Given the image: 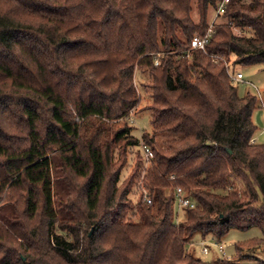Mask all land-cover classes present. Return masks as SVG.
I'll return each mask as SVG.
<instances>
[{
    "label": "trees",
    "instance_id": "16d2710c",
    "mask_svg": "<svg viewBox=\"0 0 264 264\" xmlns=\"http://www.w3.org/2000/svg\"><path fill=\"white\" fill-rule=\"evenodd\" d=\"M218 3L0 0V264H239L261 246L194 254L195 232L264 226L257 95L228 75L264 69V0H229L191 48ZM179 187L194 205L176 221Z\"/></svg>",
    "mask_w": 264,
    "mask_h": 264
},
{
    "label": "rangeland",
    "instance_id": "374dc122",
    "mask_svg": "<svg viewBox=\"0 0 264 264\" xmlns=\"http://www.w3.org/2000/svg\"><path fill=\"white\" fill-rule=\"evenodd\" d=\"M236 30V29H235ZM234 71H240L243 74L244 81H237L238 92L240 94L246 91H251L257 95V106L252 113V120L255 123L257 129L253 135V139L257 143L264 142V69L263 65L260 63H255L252 65L241 66L237 65ZM134 81L140 93V102L137 107H135L129 115V121L133 124L134 130L133 134L140 136L142 130H150L149 122V112L147 110L149 104L148 90L142 86L144 79L141 77L138 71H135ZM251 83V84H250ZM253 84V86H252ZM257 89V91L255 90ZM263 104V105H262ZM136 152V148L133 149ZM134 152L130 155L131 160L134 161ZM130 169L126 172L128 173ZM127 173H124L126 175ZM137 188V189H136ZM133 195V199L143 193V187H136ZM147 190L144 188V192ZM175 209L178 210L179 214L176 221H181L183 219L181 209L175 202ZM264 238V226H250L246 228H230L220 239L216 240L210 233L202 237L200 232H195L192 236L194 254L201 258L202 260L208 261L215 257H228L233 258L236 256L235 244L245 242L252 239ZM201 242H205L209 248V252L202 253L199 249ZM217 242L222 245V251H219L216 246L212 243ZM248 255L240 258L237 262L239 264H258L260 261L264 260V242L258 248H254L246 252Z\"/></svg>",
    "mask_w": 264,
    "mask_h": 264
},
{
    "label": "built area",
    "instance_id": "2783aa9c",
    "mask_svg": "<svg viewBox=\"0 0 264 264\" xmlns=\"http://www.w3.org/2000/svg\"><path fill=\"white\" fill-rule=\"evenodd\" d=\"M228 2H229V0H219V3L215 9V12H214L212 18H211V21L209 23L208 28L206 29V31L203 35L193 36V38L191 39V48H200L202 50L205 49V44H206V42L210 36V33L212 31V24H213V22L217 16V14L224 11ZM228 75L233 82L244 81L243 80V74L240 71H232L229 68L228 69ZM252 86H253V84H252ZM255 90L257 91V89H255ZM139 149L141 150L145 160H148L150 157H152V155H153L152 150L147 145L143 144L142 142L139 143ZM175 196H176L175 201L179 207H182L185 205H190V206L194 205L192 200H190V198L184 194L183 189L180 187L177 188ZM143 199H145L148 203L151 202V199L148 197L147 193L144 192V189H143ZM212 244L214 246H216L219 251H222L223 247L221 244H219L217 242H214ZM199 249L202 253L209 252V248H208L207 244H205V242H201Z\"/></svg>",
    "mask_w": 264,
    "mask_h": 264
},
{
    "label": "crops",
    "instance_id": "0c3cea01",
    "mask_svg": "<svg viewBox=\"0 0 264 264\" xmlns=\"http://www.w3.org/2000/svg\"><path fill=\"white\" fill-rule=\"evenodd\" d=\"M253 141L255 142V140L253 139Z\"/></svg>",
    "mask_w": 264,
    "mask_h": 264
}]
</instances>
